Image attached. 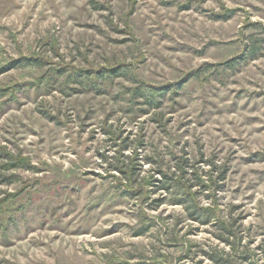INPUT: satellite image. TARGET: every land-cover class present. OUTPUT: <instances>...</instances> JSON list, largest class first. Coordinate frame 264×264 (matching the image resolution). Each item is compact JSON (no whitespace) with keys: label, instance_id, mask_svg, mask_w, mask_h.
<instances>
[{"label":"rangeland","instance_id":"rangeland-1","mask_svg":"<svg viewBox=\"0 0 264 264\" xmlns=\"http://www.w3.org/2000/svg\"><path fill=\"white\" fill-rule=\"evenodd\" d=\"M252 38L264 0H0V264H264ZM118 67L95 89L47 79ZM148 88L159 108L134 98ZM163 174L216 218L192 220Z\"/></svg>","mask_w":264,"mask_h":264},{"label":"trees","instance_id":"trees-1","mask_svg":"<svg viewBox=\"0 0 264 264\" xmlns=\"http://www.w3.org/2000/svg\"><path fill=\"white\" fill-rule=\"evenodd\" d=\"M264 39H251V45L249 47L248 56H257L258 53L261 52V50L264 47ZM22 64L25 65H38L40 61L34 60V59H23L21 60ZM237 61H231L229 63V67L234 68L236 66ZM121 67H118L117 69L108 70L105 72H96L88 73V72H74L73 70H57L55 73H53L51 76H48V81L51 79H54V76L56 75H64L67 76L66 81H75L76 83L80 84L81 86H85L86 88L95 89L100 85V83H106L111 82L114 79V76L119 75L126 72L125 70H122L120 72ZM67 72V73H66ZM118 72V73H117ZM125 74V73H124ZM166 92V91H165ZM139 95V96H137ZM163 90H156V89H146L143 91H139L135 93L134 98H142L144 100L143 105H147L149 108H159L160 102L159 100L163 98L164 96ZM10 159V156H9ZM14 160V159H12ZM11 160V161H12ZM182 165H186V163H182ZM13 164L9 163L7 168L12 167ZM2 177V176H1ZM158 188L161 190L166 191L168 194L174 196V202L176 205L185 206L187 208V211L189 212V217L194 220L198 221L203 224H210L214 218H216V211L212 208H204L201 207L199 204H197V201L195 199V196L190 193V188L186 185L184 182V178H175L170 177L166 174H163V180L160 181V185H158ZM4 204L0 203V219L2 218V214L5 212V209L3 208ZM6 213V212H5ZM4 213V214H5ZM3 214V215H4ZM3 220V219H2ZM219 225L224 232H226L231 237H234L235 234L232 231V227L226 226L224 223L219 221ZM151 226L148 225L146 228L142 229L138 232L139 235H144ZM223 239L225 243H230L229 239ZM210 258L212 261H214L216 264H233V261L231 259H228L224 256H215L211 255Z\"/></svg>","mask_w":264,"mask_h":264}]
</instances>
